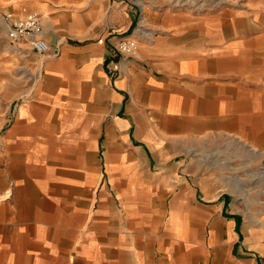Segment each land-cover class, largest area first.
<instances>
[{
    "label": "crops",
    "instance_id": "crops-1",
    "mask_svg": "<svg viewBox=\"0 0 264 264\" xmlns=\"http://www.w3.org/2000/svg\"><path fill=\"white\" fill-rule=\"evenodd\" d=\"M125 2L90 20L0 0L57 51L11 43L0 19V264H264V220L230 200L244 169L231 187L197 156L220 139L264 153V0L162 14L124 58Z\"/></svg>",
    "mask_w": 264,
    "mask_h": 264
},
{
    "label": "rangeland",
    "instance_id": "rangeland-1",
    "mask_svg": "<svg viewBox=\"0 0 264 264\" xmlns=\"http://www.w3.org/2000/svg\"><path fill=\"white\" fill-rule=\"evenodd\" d=\"M58 6L67 8V10L76 16L78 14H87L88 19L92 20L99 13L107 11L109 0H49ZM126 6L130 8L133 17L132 33L133 39L136 40L137 47L140 42L150 43L155 39V34L160 32L157 26L162 14L187 13L200 15L210 11H219L222 8L236 7L237 0H125ZM9 11H0V19L2 13ZM132 39V40H133ZM136 51V50H135ZM130 56V55H128ZM197 156L202 162L212 159L217 161L223 172L227 168L228 183L232 187V177L236 176V172L244 169L242 182L239 185L243 187L240 192L244 195L230 197L233 204L241 206L251 220H264V160L254 161L253 158H264V153L240 147L237 143L227 139L203 144L197 150ZM222 158H226L229 164L221 165ZM244 165H237V161H242ZM210 164V163H209ZM203 167V166H202ZM205 167V166H204ZM211 167V165H209ZM236 189V186L233 187ZM232 190V188H231ZM259 214V215H258Z\"/></svg>",
    "mask_w": 264,
    "mask_h": 264
},
{
    "label": "built area",
    "instance_id": "built-area-1",
    "mask_svg": "<svg viewBox=\"0 0 264 264\" xmlns=\"http://www.w3.org/2000/svg\"><path fill=\"white\" fill-rule=\"evenodd\" d=\"M7 39L11 43L26 42L37 54H49L50 46L44 39V30L40 16L32 13L24 18H17L12 12H4L1 15ZM137 49L136 40L120 38L113 45V51L124 58L131 55ZM51 53L57 54V51Z\"/></svg>",
    "mask_w": 264,
    "mask_h": 264
}]
</instances>
